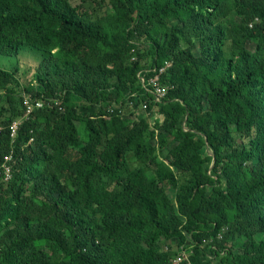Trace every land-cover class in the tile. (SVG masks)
<instances>
[{
	"label": "trees",
	"instance_id": "obj_1",
	"mask_svg": "<svg viewBox=\"0 0 264 264\" xmlns=\"http://www.w3.org/2000/svg\"><path fill=\"white\" fill-rule=\"evenodd\" d=\"M111 3L94 19L70 0H0V55L43 56L20 112L17 70L0 69L13 109L0 122V168L13 155L0 264H172L182 243H196V264H264V0ZM141 39L149 66L133 61ZM167 61L156 102L141 76ZM26 93L64 109L26 116ZM133 94L150 116L108 112ZM131 152L146 164L132 169Z\"/></svg>",
	"mask_w": 264,
	"mask_h": 264
},
{
	"label": "rangeland",
	"instance_id": "obj_2",
	"mask_svg": "<svg viewBox=\"0 0 264 264\" xmlns=\"http://www.w3.org/2000/svg\"><path fill=\"white\" fill-rule=\"evenodd\" d=\"M70 2H72L73 6H77L78 8H80L83 11H88L90 12V14L93 16V18H101L106 16L107 14L113 12V7H112V3L111 0H70ZM139 48L135 49L134 51V56H133V61H138L140 60L142 62L143 65L145 66H149L150 63H152V58H151V54L150 52V48H148V46L146 45V40H139ZM249 47L251 49H254L255 46L253 44H250ZM42 53L39 50L30 48V47H23V49L21 50L20 54L17 57H6V56H2L0 55V69L5 70V71H15L17 70L16 74H15V78L17 79L18 83H19V88L16 87V85H13L10 89L14 90L15 93V107L17 108L18 112H20L22 110V104H21V98L22 95L18 93V91L23 90V88L28 87L29 89H33V86L35 81L33 80L36 68L38 67L41 59H42ZM33 84V85H32ZM6 90H1L0 91V122L3 121L5 119V115L8 113L10 114V112H13V109L10 107V104L6 101L7 100V95L5 94ZM34 95L32 94V97ZM50 107H54V106H59L64 109V101H62L60 98H50ZM47 100V101H49ZM2 110V111H1ZM4 112V113H1ZM128 112L130 114L133 113V115L128 114ZM125 116H131L132 118H130L129 120H137V110L133 109V108H126L125 110ZM9 116V115H8ZM15 121V120H14ZM19 122L21 123L22 121L19 120ZM157 119L156 120H152V124L153 126H155V123H157ZM1 126V125H0ZM80 130L83 129L82 124H79ZM1 128V127H0ZM2 130V129H0ZM157 131L159 132V130L157 129ZM81 136L83 137V132L81 131ZM157 139V137H156ZM153 144L156 145L158 144V140L157 142L153 141ZM128 163L129 166L133 169V168H137L140 166L145 165L146 163L144 162L143 159H141L140 157L137 156V154H135V152H131L128 155ZM152 172V169H149V173ZM188 174L187 173H179V178L181 180V182H183V180L186 178H188ZM185 179V180H186ZM184 180V181H185ZM5 181V179H4ZM108 183L110 184L111 181L109 180ZM25 191L29 192V193H33L34 191V186L32 182H29L26 187H25ZM168 192L172 197H176L177 192H178V188L176 187H168ZM5 223V220L0 222V226H3V224ZM171 244H173L171 242ZM171 244L166 243L164 245V247L166 249H170L171 248ZM185 245V243L179 244L176 246V252L179 253V251L182 249V247ZM176 253V254H177Z\"/></svg>",
	"mask_w": 264,
	"mask_h": 264
},
{
	"label": "built area",
	"instance_id": "obj_3",
	"mask_svg": "<svg viewBox=\"0 0 264 264\" xmlns=\"http://www.w3.org/2000/svg\"><path fill=\"white\" fill-rule=\"evenodd\" d=\"M172 66V61H167L165 63V66H163L160 69V72L155 73L153 76L146 77L145 74L141 76V84L143 85V88L146 90V92H150L154 95L156 102H161L165 97H167L170 86L163 83L161 74L167 70V68H170ZM133 97L136 98V101L131 100L129 103V108H135L138 107L137 110V120H140L143 116H150L149 106L148 103L145 101H142L139 95L133 94ZM23 101H24V108H25V114L26 116L31 115L33 112H35L38 109H43L45 106H50V100H43L41 98H33L30 94H24L23 95ZM60 109L63 110L62 106ZM117 109H119L121 112H125L124 104H118L115 103L112 107L109 108V113L115 112ZM20 125L19 120H15L10 124V132L11 137L15 138L17 134L18 127ZM1 129V128H0ZM1 131V130H0ZM12 159L13 155L12 153L7 154L4 157V162L2 163V167L0 168V177L3 179L9 180L12 177ZM219 237H223V234L221 233ZM214 236H211V238H208L205 240L207 242L206 244L214 243ZM198 243V242H197ZM194 247H196V243L194 244H185L182 249L177 253L174 258L172 259V264H196L194 260L192 259V256L194 255ZM208 259H215V256L209 252Z\"/></svg>",
	"mask_w": 264,
	"mask_h": 264
},
{
	"label": "clouds",
	"instance_id": "obj_4",
	"mask_svg": "<svg viewBox=\"0 0 264 264\" xmlns=\"http://www.w3.org/2000/svg\"><path fill=\"white\" fill-rule=\"evenodd\" d=\"M32 96V94H30ZM34 98V97H33ZM42 99V98H41ZM39 110V109H38ZM37 111V110H36Z\"/></svg>",
	"mask_w": 264,
	"mask_h": 264
}]
</instances>
